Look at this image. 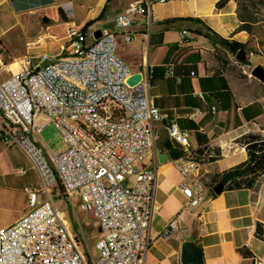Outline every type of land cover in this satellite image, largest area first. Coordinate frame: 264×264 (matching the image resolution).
I'll list each match as a JSON object with an SVG mask.
<instances>
[{"label":"crops","instance_id":"obj_1","mask_svg":"<svg viewBox=\"0 0 264 264\" xmlns=\"http://www.w3.org/2000/svg\"><path fill=\"white\" fill-rule=\"evenodd\" d=\"M131 1L0 0V80L20 69L12 59L22 54L8 50H31L46 39L69 40L70 34L80 31L89 21L86 36L98 27L120 36L123 30L115 29L112 20ZM236 12L235 0H171L152 4L149 13L139 16L129 29L135 43L131 50L123 51L121 58L132 72H143L152 104L187 131L189 152L202 146L218 152L215 159L201 163L203 197L189 205L178 188L182 176L174 160L167 157L159 162L156 155V151L180 149V145L168 137L164 121L151 123L156 138L145 163L156 168V176L146 264H182L179 251L183 240L195 241L203 264H264V241L253 235L255 223H264V174L251 189L222 187L215 193L207 184L215 173L246 158L238 138L247 132L264 133V83L250 75L252 66L264 68V50L258 47L261 41L253 39L257 49L247 50V63H241L228 50L195 33V22L181 19L198 17L220 36L244 42L249 40L245 31L231 35L239 22ZM182 30L187 31L184 39L180 37ZM191 31L194 37H190ZM168 67L177 78L166 75ZM212 106L214 112L210 110ZM194 109L198 112L190 116ZM59 137L52 125L33 135L46 155L57 150L55 142ZM39 187L38 176L26 155L0 138V226L23 214L28 208L27 190ZM59 190L60 187L53 188L52 194L58 195ZM37 198L43 195L39 193ZM179 211L183 219L176 234L168 239L159 237L166 222ZM242 250L249 255L243 256Z\"/></svg>","mask_w":264,"mask_h":264},{"label":"built area","instance_id":"obj_2","mask_svg":"<svg viewBox=\"0 0 264 264\" xmlns=\"http://www.w3.org/2000/svg\"><path fill=\"white\" fill-rule=\"evenodd\" d=\"M168 1L133 0L113 17V27L123 30L121 38L128 42L137 18L147 15L152 4ZM180 33L184 39L187 31ZM116 37L102 29L87 42L80 32L55 53L12 59L19 71L0 80V138L22 150L40 183L38 190H27V210L0 226V264H146L156 168L145 159L154 148L153 121H164L168 137L180 145L174 166L182 176L178 188L187 204L202 199L201 163L183 150V143L189 142L187 131L146 102L147 78L131 86L125 82L132 71L115 54ZM166 75L177 78L170 67ZM115 94H123V101H115ZM197 95L202 97L201 92ZM78 124L92 130V137L79 135ZM48 125L65 147L46 155L33 135ZM96 134H104V142H97ZM56 187L72 209L75 195L79 209L96 223V256L90 251L86 256L78 247L70 221L54 206L51 194ZM182 219L181 211L175 213L159 237H173Z\"/></svg>","mask_w":264,"mask_h":264},{"label":"trees","instance_id":"obj_3","mask_svg":"<svg viewBox=\"0 0 264 264\" xmlns=\"http://www.w3.org/2000/svg\"><path fill=\"white\" fill-rule=\"evenodd\" d=\"M235 1L237 9L236 13L239 22L232 30L231 35L239 31H245L249 36V40L247 41L241 42L235 38H224L198 17L188 16L181 19L195 22L198 25V27L194 29L195 33L206 38L212 44H217L222 48L228 50L233 55H235L240 48H244L245 53L247 52V50H256L257 46L254 45V38H257L261 41V44L258 43V47L260 50H264V48L261 47V45L264 44V30L261 29V25H258V19L252 14V12L244 4L243 1ZM254 2L264 7V0H255ZM59 15L62 19L65 18L60 10ZM90 24L91 22L89 21L80 28V31L85 35V41L87 42L92 39L91 35H89V40H87L86 36V30ZM249 42H251V46H248ZM237 142L242 144V146L244 147L246 158L243 161L223 170L222 172L215 173L212 176L211 181L207 183L208 185H211V188H213L215 185L222 184L223 189L228 190L239 188L251 189L257 185L260 177L264 174V133L247 132L240 138H238ZM217 155L218 152L216 150L208 148L206 146H202L195 151L192 150V157L200 163L208 160H213L215 159V157H217ZM74 234L76 235L75 237L77 240L82 239V241L85 242V235L83 234V232H75ZM253 235L256 238L264 241V223H255ZM84 252V254L88 256L89 249L86 246ZM241 253L243 256L249 255V253L245 250H242Z\"/></svg>","mask_w":264,"mask_h":264},{"label":"rangeland","instance_id":"obj_4","mask_svg":"<svg viewBox=\"0 0 264 264\" xmlns=\"http://www.w3.org/2000/svg\"><path fill=\"white\" fill-rule=\"evenodd\" d=\"M243 1L244 4L249 8V10L252 12V14L258 19L259 23L258 25H261V28L264 29V7L258 3H255V0H240ZM73 28L72 30H74ZM223 33V32H222ZM190 37H194V32H190ZM36 35H34L32 38H35ZM68 39V38H67ZM90 39L89 34H87V40ZM69 40L66 39H60L59 41H55L52 39H46L43 44H39L36 47H33L31 50H8L10 52H17L19 54H25V53H37L41 51H47L55 53L59 50L60 43H63L64 45H67ZM135 43V40H130L128 42H124L120 36L116 37V46H115V54L122 57L123 51L131 50L133 45ZM63 53H65V50H63ZM253 67V66H252ZM59 135V134H58ZM91 142V140H90ZM56 148L57 150L64 149L65 145L62 142L61 138L56 139ZM56 150V151H57ZM76 197L75 195L73 196ZM51 200L54 204V206L58 209H61L65 217L70 221L71 224V231L74 234L83 232L85 235V242L82 241V239H78V247L81 250H85V246L89 249V251L92 253V255L96 256L97 251L94 248V242L97 238V232L95 225L92 223L93 221L90 220L86 215L79 209L78 207V201L74 200L73 209L71 204L63 199L59 195L52 194ZM79 217V219L77 218ZM75 235V234H74ZM76 236V235H75Z\"/></svg>","mask_w":264,"mask_h":264},{"label":"water","instance_id":"obj_5","mask_svg":"<svg viewBox=\"0 0 264 264\" xmlns=\"http://www.w3.org/2000/svg\"><path fill=\"white\" fill-rule=\"evenodd\" d=\"M101 28L98 27L93 30L92 37L98 38L101 35ZM235 58L237 61L241 63H245L246 61V53L244 48H240L236 54ZM250 75L259 80L260 82L264 83V68L261 65H255L250 70ZM142 77L146 78L143 72L139 69L135 72L129 74L125 80L128 85H134L137 83ZM181 150L175 147H170L166 152L156 151V155L158 161H164L167 157L171 159H176ZM223 185L218 184L213 187V191L215 193L220 192ZM179 261L182 264H203V257L199 246L193 240H183L180 244V251H179Z\"/></svg>","mask_w":264,"mask_h":264},{"label":"bare ground","instance_id":"obj_6","mask_svg":"<svg viewBox=\"0 0 264 264\" xmlns=\"http://www.w3.org/2000/svg\"><path fill=\"white\" fill-rule=\"evenodd\" d=\"M81 31H75L70 34L69 42L72 39L77 38ZM115 101H123V94H115ZM146 102H151L149 95H146ZM78 134L85 135V137H92V130H86L85 124H78ZM97 142H104V134H96ZM189 142L183 143L184 151H188ZM204 187H201V194L203 192ZM254 264V262H253Z\"/></svg>","mask_w":264,"mask_h":264}]
</instances>
